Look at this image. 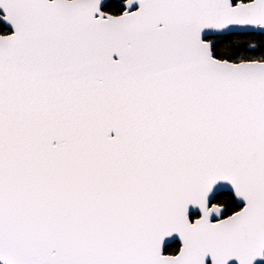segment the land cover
Returning <instances> with one entry per match:
<instances>
[{"label": "snow or ice", "instance_id": "snow-or-ice-1", "mask_svg": "<svg viewBox=\"0 0 264 264\" xmlns=\"http://www.w3.org/2000/svg\"><path fill=\"white\" fill-rule=\"evenodd\" d=\"M111 4L0 0V264H264V0Z\"/></svg>", "mask_w": 264, "mask_h": 264}, {"label": "trees", "instance_id": "trees-1", "mask_svg": "<svg viewBox=\"0 0 264 264\" xmlns=\"http://www.w3.org/2000/svg\"><path fill=\"white\" fill-rule=\"evenodd\" d=\"M106 7L107 8H112L113 7V5L111 4V1L106 5ZM0 31H9V30L5 27V25L3 23L0 22ZM248 40H249L250 43L257 44L258 46L260 44V37L259 36L249 37ZM177 244H178V242L176 241L174 243L169 244L168 246L170 248H172V247H176Z\"/></svg>", "mask_w": 264, "mask_h": 264}, {"label": "water", "instance_id": "water-1", "mask_svg": "<svg viewBox=\"0 0 264 264\" xmlns=\"http://www.w3.org/2000/svg\"><path fill=\"white\" fill-rule=\"evenodd\" d=\"M110 1H111V0H105V6H106ZM2 15H3V9H0V17H2ZM0 22L3 23V24L5 25V27H6L9 31L12 30L11 25L8 24L7 22H5L3 19H0ZM176 241L178 242V238H173V239H171V240L168 241V245L171 244V243H173V242H176Z\"/></svg>", "mask_w": 264, "mask_h": 264}, {"label": "flooded vegetation", "instance_id": "flooded-vegetation-1", "mask_svg": "<svg viewBox=\"0 0 264 264\" xmlns=\"http://www.w3.org/2000/svg\"><path fill=\"white\" fill-rule=\"evenodd\" d=\"M174 243V242H173Z\"/></svg>", "mask_w": 264, "mask_h": 264}]
</instances>
